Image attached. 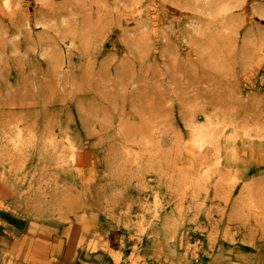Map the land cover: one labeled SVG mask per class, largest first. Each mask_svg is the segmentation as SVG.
<instances>
[{
  "label": "rangeland",
  "instance_id": "obj_1",
  "mask_svg": "<svg viewBox=\"0 0 264 264\" xmlns=\"http://www.w3.org/2000/svg\"><path fill=\"white\" fill-rule=\"evenodd\" d=\"M123 1L130 3L84 0L67 7L59 5V16L71 15L68 27L61 20H49L53 8L39 0H20L15 18L0 11V126L15 118L24 119L42 133L54 128L55 118L62 116L64 127L84 139L85 158L97 160L96 174L90 172L86 179L72 177L51 165L40 138L23 153L6 151L0 144V167L10 171L11 181L23 188L17 193L5 184L0 186V195L23 198L16 201V217L22 225L0 216V256L8 252L28 255L32 263L39 264H243L247 255H252L254 264H264V146L242 152L243 160H235L231 169L257 205L252 214L249 207L234 203L240 189L228 201V209L222 210L226 201L215 195L209 201L210 210L199 212L189 206L191 199L182 202L168 174L157 169V162L162 163L160 154L149 157L140 167L111 144L117 118L109 121L112 113H126L138 122L156 110L157 120L164 115L168 122L174 121L172 127L183 128L182 115L192 99L193 105L198 102L191 108H197L199 118L200 111H220L222 119L221 113L227 112L232 119L238 116L242 125L249 122L264 127V60L258 63L259 57L253 54L264 48V0H243L231 11L234 20L225 25L227 32L222 30L217 66L201 64L189 43V25L205 19L202 14L173 3L178 0H137L132 6L123 5ZM117 6L124 11L125 26L124 21L119 24L111 13L106 14L113 9L116 15ZM255 6L260 10L256 12ZM133 15L139 19L137 24L147 25L145 42H134ZM38 18L48 21L46 33L48 30L59 43L65 61L60 73L54 72L43 55L45 47L38 39L43 26L36 23ZM70 31L79 37L88 31L92 42L84 45V38L80 40ZM245 36L251 42L243 54ZM201 40L203 43L207 38L203 35ZM105 64L111 81L103 75ZM83 75L87 77L81 80ZM100 83L114 93V104L103 101V106L113 107L103 114L108 121H96L94 133L89 135L91 126L82 124L77 102L83 95L92 97ZM157 127L162 128L163 140L170 145L169 126L159 123ZM257 141L264 145V138ZM150 161L154 168L147 166ZM10 162L17 164L16 171ZM83 164L86 172L92 171L93 164ZM100 174L104 175V185L99 182ZM83 184L87 187L82 188ZM5 189L7 194L2 192ZM155 193L159 201L156 220L152 217ZM183 203L189 209L184 216L180 210L175 212ZM8 237L11 241L6 244ZM95 238L107 242V250L91 256L89 247Z\"/></svg>",
  "mask_w": 264,
  "mask_h": 264
},
{
  "label": "bare ground",
  "instance_id": "obj_2",
  "mask_svg": "<svg viewBox=\"0 0 264 264\" xmlns=\"http://www.w3.org/2000/svg\"><path fill=\"white\" fill-rule=\"evenodd\" d=\"M39 1H41L45 6L53 8L52 11H54V15H48L51 17L49 20H61L63 25L68 27L67 18L71 15L67 16L61 14V16H59V13H61L59 12V10H61L59 5H66L65 7H67L72 3L75 4V1L81 4L84 0ZM128 1L130 3L123 1L122 4L132 6L137 3V0ZM242 2L243 0L173 1V3L181 7L194 10L197 13L202 14L203 18L208 19L206 22L205 19H199L191 22L189 25V31H187V35L190 36L189 43L194 47V50L197 51L201 64L205 63L208 66L218 65L222 53V42L224 39L222 30L227 32V30L224 29L225 25L228 24L230 26L234 20L231 11L239 7ZM55 3L57 5H55ZM20 5V0H0V11L15 18L18 16L17 12ZM117 7L116 15H114L113 9L106 14L111 13L116 20H120L119 24H122L124 21L123 25L125 26L126 18H124V11H121L120 6ZM138 9L140 10V8H136V10ZM254 10L257 12L260 10V7L255 6ZM133 19L135 20V23L139 20L135 15H133ZM36 23L43 26V33L38 36L39 41L45 47L43 49V55H45L49 60L48 63L53 67L54 72L56 71L57 73H60L62 69H65V61L58 49L59 43L55 42V39H53L48 30L46 33V28H48L47 20L44 21L43 18H38ZM127 25L129 26L128 22ZM146 29L147 25L144 22H142V24L139 22V24L136 23L132 26L133 33H136L134 42L139 43L140 41H146V37H149V31L146 32ZM69 33H74V31H70ZM74 34L76 35V38L79 37L76 32ZM203 35L207 38V40L202 43L201 39ZM91 36V33L87 31L85 36L79 37V39L81 40L84 38L81 42L84 43V45H88L92 42ZM250 42L251 39L248 36H245L243 42V54H246L247 47L250 45ZM253 54L259 57V61H257L258 63L264 60V48L259 47ZM252 57L254 58V56ZM247 60L250 59L248 58ZM93 64L94 63L90 65L89 69L93 68ZM104 66V70L102 69L103 75L107 77V81H111L108 73L110 69L106 64ZM70 69L71 65L68 66V70ZM65 73L67 75L68 71L66 70ZM83 77L87 76L83 75L80 79L82 80ZM100 85L101 83L98 85V90L92 97L83 95L77 102L79 115L81 116V119H83L82 124L84 126L87 124L89 127L91 126V133L89 135L94 133V129L92 128L94 127L93 124H95L96 121H108V117L105 119L103 114L109 112L108 110H111L113 107L110 105L103 106V101L104 104H114V98L111 96L114 93L111 89L105 90V88ZM53 96L57 99L56 95L53 94ZM97 101L99 102L97 103ZM193 103H195V101L191 99L189 108H187V111L182 115V120H185L183 128L172 127V123H174V121L170 122V119L168 122V119H166V116L164 115L160 116L161 120H157L159 111L156 110L146 113L147 115L145 114L142 120L138 122L131 121L129 114L112 113L113 116L109 118V121L115 119V117L117 119L114 121L115 126L114 131L111 134V144L119 147L122 155L126 157V159L132 161L131 163L134 162V164H137L140 167L144 166V162H146L149 157L153 158V155L160 154L162 157V163L157 162V169L161 170L162 173L166 172V174H168V177L170 178L168 181L173 184L172 188H175L174 191L181 197L182 202L187 201V198L191 199L189 206H195L199 212H207L210 210L211 203L209 201L214 198L215 195H218V197L222 196V198L226 201L225 207L223 206L222 210L228 209L229 207H226L228 201L233 197L235 190L240 189L241 193L237 199H234V203L237 206H240L239 204L242 203L243 207H249L251 215L255 208L254 206L257 205L253 204L251 201L249 197L250 191L246 190L248 187L240 185L237 177L231 169L235 160H243L242 157H240L242 152L246 153V151L252 150L254 146H264L257 141L260 140V138H264V127L249 122H243L242 125L240 124V121H238V116H236L235 119H232L231 115L227 112L221 113L223 115L222 119L219 114L220 111L214 113L200 111L202 118H199V116L196 115L197 108H191L195 106L197 107L198 102H196V105H193ZM93 118L95 121H93ZM63 123V117L57 116L54 121V128L50 127L44 132L42 131V133H39L33 129L31 125L26 123L24 119L18 120L15 118L12 122L9 121L7 123H3V125L0 126V144H4L1 148L12 153H23L25 149L33 146V143L37 140L36 138H40L46 152L45 156L49 158L48 160L52 161L51 165H54L56 168H61L59 169L60 171L68 173L72 177L76 175L80 178L84 177L85 179L88 177L87 174L90 172L96 174L94 160L95 163L97 160L89 157L85 158V149L83 144L84 139H82L81 136L75 132L73 133L70 128H65ZM159 123H162V125L166 128L169 126L168 130L172 135L170 145L166 144V139L163 140L162 128L157 127V124ZM244 144H247V146ZM262 151H264V149ZM211 153L212 155H210ZM83 162L88 163L91 167L93 164L92 171L90 170L86 172ZM163 163L170 166L163 169L160 166V164L163 165ZM10 164L13 171H16L17 168L15 165L17 164L15 162H10ZM147 166L153 167V162L150 161ZM146 170H149L148 167H146ZM99 180L101 185H104V175L100 174ZM2 184L16 189L17 193L23 192L22 186L17 185L16 181H11L10 171L6 170L4 167H0L1 187H3ZM84 187H87V185L83 184L82 188ZM30 188L31 184L28 185L27 190H30ZM222 190L226 192L224 196ZM8 191L6 189L2 190L4 194H7ZM152 194L154 195V191H151V195ZM4 196L0 195V216L10 218V220L15 224L18 223L22 225L23 223L19 222L16 214L18 206L17 202H20L23 198L14 197L9 199L8 195ZM157 198L158 195L155 193L153 207L156 209L154 212V216H156V218L152 216L154 220L159 218L157 213L159 207L156 208L159 202ZM94 199H96L95 196ZM94 199L92 202H94ZM98 204L99 201L96 200L95 205L98 206ZM184 205L185 204L183 203L176 206L175 212L180 210L183 212V216L186 215L189 209H187ZM85 217L87 218V216ZM223 217H225V215H223ZM143 227H145V224ZM86 230L88 231L87 227ZM9 238L10 237L4 240L6 244L11 241V238ZM7 248L9 251H12L10 246H7ZM133 249L137 250V248ZM100 250H107V242L101 241L97 238L91 239L89 255L93 256L96 251L98 252ZM242 250L245 249H241L240 251ZM251 257L253 256L247 255L245 263L243 264H254ZM242 258L244 259V255ZM242 258H240V260ZM132 260L133 259L130 258V261ZM0 264L39 263L35 261L32 263L28 255H13V253L8 252L3 254Z\"/></svg>",
  "mask_w": 264,
  "mask_h": 264
}]
</instances>
